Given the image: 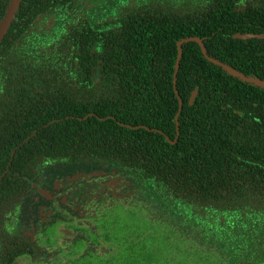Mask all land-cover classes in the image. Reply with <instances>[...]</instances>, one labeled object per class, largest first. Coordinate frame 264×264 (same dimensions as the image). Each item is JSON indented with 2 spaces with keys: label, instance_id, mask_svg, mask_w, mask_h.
Here are the masks:
<instances>
[{
  "label": "trees",
  "instance_id": "16d2710c",
  "mask_svg": "<svg viewBox=\"0 0 264 264\" xmlns=\"http://www.w3.org/2000/svg\"><path fill=\"white\" fill-rule=\"evenodd\" d=\"M189 36L264 81V0H20L0 41V110H15L29 159L47 151L132 171L166 219L196 227L198 243L173 234L185 237L182 264H264V87L182 41L168 142L176 42Z\"/></svg>",
  "mask_w": 264,
  "mask_h": 264
},
{
  "label": "flooded vegetation",
  "instance_id": "af4514ba",
  "mask_svg": "<svg viewBox=\"0 0 264 264\" xmlns=\"http://www.w3.org/2000/svg\"><path fill=\"white\" fill-rule=\"evenodd\" d=\"M15 119V110H0V264H84L82 257L117 249L102 231L114 234L123 209L141 210L151 229L167 220L171 237L177 232L160 196L121 164L47 151L29 159L15 145ZM149 238L144 253L156 257L158 235ZM127 240L138 242L131 234Z\"/></svg>",
  "mask_w": 264,
  "mask_h": 264
},
{
  "label": "rangeland",
  "instance_id": "374dc122",
  "mask_svg": "<svg viewBox=\"0 0 264 264\" xmlns=\"http://www.w3.org/2000/svg\"><path fill=\"white\" fill-rule=\"evenodd\" d=\"M112 7L113 6L107 8L103 7L102 9L104 10V12H101L100 14L109 13ZM140 211L134 213L132 209L121 210L118 213V215L120 216V220L117 222H112L114 228L116 229L114 234H106L104 230L102 231L105 241L110 244H116L117 249L109 251L107 253L100 252L99 257H92V255L82 257L79 261L83 262L84 264H148L149 262H151V264H163L161 262V259H165V255L168 256L167 250H170L171 252L177 254L175 257V259L177 260V264H182V261L186 259V257L184 256L185 248L183 245L185 237L182 238L184 240H176V238L171 237V234L168 232V230H172V228L161 223L154 224V228L151 229L148 226V221L144 220V217L139 216L141 213L138 212ZM195 228L191 227V223L188 221H177V234L175 235H177L178 238V236L180 237V235H183L186 231H189V235H191L193 239L196 238L198 243L199 238L197 233L195 232ZM129 234H131L133 240L136 239L138 242L130 243V241L128 240L125 241V237ZM153 234L158 235L160 255L157 253L155 255L156 257H149V255L144 252L145 250L149 249V246L151 245L149 237ZM192 243H190V245H193ZM117 244H121L122 246H118ZM76 247L78 248V246ZM177 248L179 249V252H177ZM192 249L196 250L195 259L198 262L201 259V256H198L199 250L197 247ZM144 255L147 257H145ZM143 256L147 260V262L142 259ZM209 257L210 256L208 255V260L210 261L211 258Z\"/></svg>",
  "mask_w": 264,
  "mask_h": 264
},
{
  "label": "water",
  "instance_id": "95a60500",
  "mask_svg": "<svg viewBox=\"0 0 264 264\" xmlns=\"http://www.w3.org/2000/svg\"><path fill=\"white\" fill-rule=\"evenodd\" d=\"M20 0H9L8 2V5L6 6L5 8V13L4 15L2 16V18L0 19V40L2 39L4 33L6 32L7 30V27L13 17V14L18 6V3H19ZM242 37H247V35H241ZM260 36V35H258ZM192 41V40H195L198 45L200 46V49H201V52L203 54V56H205L207 58V60L211 61L212 63L216 64V65H219L221 66L225 71L229 72L230 74L234 75V76H237L239 77L240 79H242L243 81H250V82H254L256 83L257 85L259 86H263L264 87V81L258 77H253V76H247L243 73H241L239 70H237L236 68H234L233 66L229 65V64H226L218 59H215L211 56H208L206 54V51L202 45V41L200 38H197L195 36H189V37H184L180 40H178L176 42V49H177V53H176V58H175V63H174V73H173V79H172V85H173V89H174V92L176 94V96L178 97V93H177V90L175 88V81H176V72H177V69H178V66H179V58L181 56V42L184 41V42H187V41ZM196 94V89H194L192 91V93L190 94L189 96V102L192 101L193 97L195 96ZM180 110H181V99L178 97V108H177V111L176 113L174 114V122H175V129H176V135L174 136V139L171 140L169 139L168 136L165 135V139L168 141V142H171L173 143L177 137V134H178V120H177V117H178V114L180 113ZM144 127V125L142 126ZM159 131V130H157ZM160 132V131H159Z\"/></svg>",
  "mask_w": 264,
  "mask_h": 264
}]
</instances>
